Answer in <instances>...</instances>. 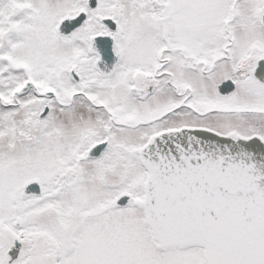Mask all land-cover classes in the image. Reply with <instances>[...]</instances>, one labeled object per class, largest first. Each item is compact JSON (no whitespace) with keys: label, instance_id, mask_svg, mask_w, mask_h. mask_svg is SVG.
I'll return each mask as SVG.
<instances>
[{"label":"snow or ice","instance_id":"snow-or-ice-1","mask_svg":"<svg viewBox=\"0 0 264 264\" xmlns=\"http://www.w3.org/2000/svg\"><path fill=\"white\" fill-rule=\"evenodd\" d=\"M0 264H264V0H0Z\"/></svg>","mask_w":264,"mask_h":264}]
</instances>
